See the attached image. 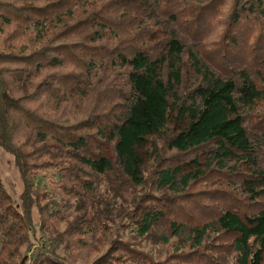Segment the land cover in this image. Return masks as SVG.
<instances>
[{
    "label": "trees",
    "instance_id": "obj_1",
    "mask_svg": "<svg viewBox=\"0 0 264 264\" xmlns=\"http://www.w3.org/2000/svg\"><path fill=\"white\" fill-rule=\"evenodd\" d=\"M0 264H264V0H0Z\"/></svg>",
    "mask_w": 264,
    "mask_h": 264
},
{
    "label": "rangeland",
    "instance_id": "obj_2",
    "mask_svg": "<svg viewBox=\"0 0 264 264\" xmlns=\"http://www.w3.org/2000/svg\"><path fill=\"white\" fill-rule=\"evenodd\" d=\"M204 1V0H198ZM0 178L3 182L8 193L14 200H18L21 185L17 176V173L12 164V159L0 150ZM80 259L74 264H86L88 262L89 256L86 252L80 254Z\"/></svg>",
    "mask_w": 264,
    "mask_h": 264
}]
</instances>
